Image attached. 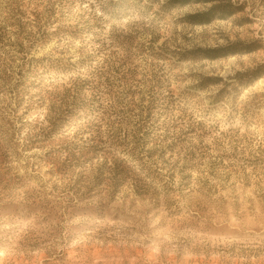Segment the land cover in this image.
<instances>
[{"label": "rangeland", "instance_id": "obj_1", "mask_svg": "<svg viewBox=\"0 0 264 264\" xmlns=\"http://www.w3.org/2000/svg\"><path fill=\"white\" fill-rule=\"evenodd\" d=\"M0 264H264V0H0Z\"/></svg>", "mask_w": 264, "mask_h": 264}, {"label": "bare ground", "instance_id": "obj_2", "mask_svg": "<svg viewBox=\"0 0 264 264\" xmlns=\"http://www.w3.org/2000/svg\"><path fill=\"white\" fill-rule=\"evenodd\" d=\"M31 116H34V113H32V115ZM46 118V117H45Z\"/></svg>", "mask_w": 264, "mask_h": 264}, {"label": "trees", "instance_id": "obj_3", "mask_svg": "<svg viewBox=\"0 0 264 264\" xmlns=\"http://www.w3.org/2000/svg\"><path fill=\"white\" fill-rule=\"evenodd\" d=\"M214 7H212V9H213ZM212 9H209V10H212Z\"/></svg>", "mask_w": 264, "mask_h": 264}]
</instances>
